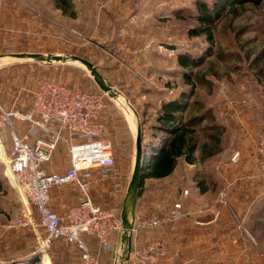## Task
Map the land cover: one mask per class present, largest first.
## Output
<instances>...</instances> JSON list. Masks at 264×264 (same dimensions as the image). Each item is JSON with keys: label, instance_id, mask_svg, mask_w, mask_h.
<instances>
[{"label": "rangeland", "instance_id": "1", "mask_svg": "<svg viewBox=\"0 0 264 264\" xmlns=\"http://www.w3.org/2000/svg\"><path fill=\"white\" fill-rule=\"evenodd\" d=\"M57 1L0 0V106L27 110L40 78L101 91L76 61L43 63L16 59L10 53L74 54L88 59L122 97L118 102L106 94L116 166L127 188L135 159L134 112L139 125L144 121L142 146L150 141L154 146L161 104L191 87L182 116L197 145L194 163L187 165L179 157L167 178L144 180L140 222L149 214L161 222L154 227H141L139 222L137 247L161 242L164 255L155 264H264V217H258V212L264 215V193L245 201L248 212L242 218L251 235L244 234L248 248L236 249L244 261L239 257L230 263L225 248L212 249L208 208L215 193L216 206L225 207L221 195L225 183L221 159L217 168L201 159L213 145L214 135L221 138V147H232L237 131L245 132L242 128L248 124L259 137L264 131V0L227 8L212 22L210 42L204 35L189 36L187 30L197 25L196 3L211 5L214 0ZM209 46V54L186 70L191 85L186 83L177 57L201 55ZM201 115L202 120H195ZM9 152L7 127L0 131V264H69L75 256L69 247L58 245L66 249L65 255H55L52 248L49 260L43 262L34 231L15 225L23 207L7 172ZM66 158L65 144L59 142L51 162L62 164ZM184 189L189 190L188 209L184 216L168 220L169 207ZM195 196L199 199L193 204ZM39 233L44 234L41 228ZM93 252L98 258L100 252V261L110 264L111 252L97 247ZM128 262L121 264H142Z\"/></svg>", "mask_w": 264, "mask_h": 264}, {"label": "built area", "instance_id": "2", "mask_svg": "<svg viewBox=\"0 0 264 264\" xmlns=\"http://www.w3.org/2000/svg\"><path fill=\"white\" fill-rule=\"evenodd\" d=\"M107 109L104 92L74 88L49 78L38 80L27 110L0 106V131L9 128L7 172L23 207V215L15 219V225L32 228L43 262L45 258L46 262L49 260L47 249L53 242L63 239L78 252L76 264H104L91 251L84 234L94 238L97 248L113 254L112 264H119L125 256L126 241L117 245L113 241V235L122 231L121 208L103 207L90 198L91 169H98L101 179L112 178L116 194L126 192L103 123ZM59 142L65 144L69 160V167L63 173L44 167ZM257 151L258 176L264 182V131ZM237 155L236 152L233 158ZM66 184L76 185L80 195L77 203L60 214L50 207V190ZM183 193L187 194V190ZM184 214L182 201L176 200L166 216L175 220ZM160 222L157 215L149 214L140 226L154 227ZM134 231L133 225L131 237ZM163 255L162 243L156 242L141 248L131 246L129 259L155 264Z\"/></svg>", "mask_w": 264, "mask_h": 264}, {"label": "crops", "instance_id": "3", "mask_svg": "<svg viewBox=\"0 0 264 264\" xmlns=\"http://www.w3.org/2000/svg\"><path fill=\"white\" fill-rule=\"evenodd\" d=\"M93 91H98L97 89H91ZM111 112L106 111L103 118V123L106 129V135L111 139L113 144L114 137L112 136L111 126H110V116ZM242 128L245 132H239L235 134V139L233 142L236 144L232 147H221V138L220 140L216 139V135H214V143L213 145H208L206 148V154L201 156L203 161H208L209 163L213 162L214 167H218L217 159H221L219 162V166L223 169V179L225 183V192H221V195L224 196L225 207H217L216 206V193L212 198L214 203L209 206L208 210L212 216L209 221V231L212 233V239H214V244L211 243L212 249L217 252V249L225 248L226 255L225 259L228 262H237L240 256L237 255L236 249H244L246 248V241L244 234L247 232L251 235V231L247 227L244 222V216L247 215L248 206H246L245 201L252 200L254 198H260V196L264 193V182L258 176V151H257V143L259 140L258 130L252 129L249 127ZM242 135V136H241ZM216 141V142H215ZM114 145V144H113ZM197 146V145H196ZM197 149V148H196ZM56 151V149H55ZM53 151L52 157L55 153ZM197 150H195L196 152ZM237 152L238 155L235 159H232L233 154ZM10 153V152H9ZM56 155V154H55ZM198 155L195 154V158ZM50 161L44 164V167L47 170H55L57 172L63 173L69 167L68 156L66 158V162H51ZM61 159V157H60ZM196 159H194L195 161ZM185 162L183 161V164ZM194 162L191 163V165ZM187 165H190L187 163ZM91 190H90V198L91 200L100 206L109 207V206H119L122 208L124 194H116L113 190V179H101L100 171L98 169H91ZM169 175L162 177L167 178ZM121 178V177H120ZM161 178V179H162ZM122 180V179H121ZM210 188V187H209ZM187 194L183 192L180 195V198L177 200H181L184 205V210L188 209L189 199L187 198L189 194L188 189ZM183 190V191H184ZM210 190V189H209ZM198 189L196 188V192ZM194 193V190L192 191ZM143 193V192H142ZM199 193V191H198ZM196 194V193H195ZM200 194V193H199ZM79 189L74 184H66L62 187H54L50 190V207L56 211L57 213L62 214L65 210L79 200ZM142 196L140 195L138 198L136 209H135V218H134V228L135 231L131 237V246L132 249L137 247V239H138V224L142 216H144V208L142 205ZM194 196V195H192ZM200 197V196H199ZM198 197L192 198V203L198 200ZM195 209L189 211L190 213H194ZM264 210V208H263ZM264 215L258 212V217ZM256 228V227H255ZM116 234H118V239H116ZM85 240L87 241L91 251H96V245L94 238L92 236L83 235ZM113 241L117 245L122 241V231L117 232L113 235ZM64 245L69 247L68 249L75 253V256H72L68 262L69 264H76L78 260V252L65 243L63 239H59L54 241V254L55 255H65V248L62 250L58 245ZM248 248V247H247ZM242 252V251H241ZM94 253V252H93ZM100 258L101 253L98 252ZM112 256L110 258V264H112ZM99 258V260H100ZM241 262L244 261L241 258ZM134 261L132 257H130L129 262ZM105 264V263H104Z\"/></svg>", "mask_w": 264, "mask_h": 264}, {"label": "trees", "instance_id": "4", "mask_svg": "<svg viewBox=\"0 0 264 264\" xmlns=\"http://www.w3.org/2000/svg\"><path fill=\"white\" fill-rule=\"evenodd\" d=\"M60 1L63 3L68 2V0ZM262 1L263 0H214L211 5H208L206 2L198 1L196 3L197 25L189 27L187 33L189 36L204 35L206 40L210 42L212 40L211 24L215 19L220 17L227 8L230 9L236 5L245 3L259 4ZM56 4L57 6H60V3ZM210 47L211 46H209L201 55L193 57L180 55L177 57L179 66L183 68V78L186 83L191 85L190 78L186 70L192 66L198 65L201 60H203L205 54L208 53ZM191 90L192 89L190 87L188 91H182L179 93V96L161 104L159 113L156 117L157 125L154 126L156 130L153 133V136L156 139V142H154L155 145H150V141L149 144L142 146V162L138 198L142 194L143 182L146 178H162L169 175L174 170L179 157H183L188 163L193 161V153L196 150V142L194 137L191 135L192 131L188 129V125L183 122L182 116V112L185 110L184 100L187 97V92H191ZM203 117L204 116L201 115L200 117H196L195 120H202ZM143 124L144 121L140 120L141 141ZM55 149H57V147ZM25 228L31 230L33 233V230L29 225H26ZM53 246L54 242L50 248L47 249V253L51 251ZM36 252H38V250H36ZM27 263L32 264L30 261Z\"/></svg>", "mask_w": 264, "mask_h": 264}, {"label": "water", "instance_id": "5", "mask_svg": "<svg viewBox=\"0 0 264 264\" xmlns=\"http://www.w3.org/2000/svg\"><path fill=\"white\" fill-rule=\"evenodd\" d=\"M10 57L22 60H34L36 62L52 63L61 62L66 63L68 61H77L85 67L92 77L95 84L99 89L107 94L110 98L117 99L120 96V92L110 83H108L102 76L98 68L88 59L80 57L74 54H53V53H37V52H16L10 53ZM137 126L135 134V159L132 169V174L129 183L126 188V192L123 199V204L121 208V227H122V241L127 243L125 249V256L123 261H127L130 255L131 248V232L134 225L135 209L138 198V187L139 179L141 173V162H142V144H141V132L140 125L138 121V115L135 113ZM120 263V264H121Z\"/></svg>", "mask_w": 264, "mask_h": 264}, {"label": "bare ground", "instance_id": "6", "mask_svg": "<svg viewBox=\"0 0 264 264\" xmlns=\"http://www.w3.org/2000/svg\"><path fill=\"white\" fill-rule=\"evenodd\" d=\"M77 62V61H76ZM122 97L121 96H119L116 100L118 101V102H120V99H121ZM121 105H122V107H124V108H126V106L125 105H123L122 103H121ZM127 109V108H126ZM6 162H7V160H6Z\"/></svg>", "mask_w": 264, "mask_h": 264}]
</instances>
